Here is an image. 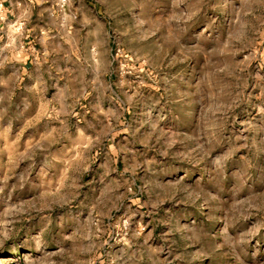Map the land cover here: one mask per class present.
<instances>
[{
	"label": "rangeland",
	"instance_id": "1",
	"mask_svg": "<svg viewBox=\"0 0 264 264\" xmlns=\"http://www.w3.org/2000/svg\"><path fill=\"white\" fill-rule=\"evenodd\" d=\"M0 264H264V0H0Z\"/></svg>",
	"mask_w": 264,
	"mask_h": 264
},
{
	"label": "crops",
	"instance_id": "2",
	"mask_svg": "<svg viewBox=\"0 0 264 264\" xmlns=\"http://www.w3.org/2000/svg\"><path fill=\"white\" fill-rule=\"evenodd\" d=\"M11 12H13L15 14H18L19 13L18 10H16L13 6H11V11H9V13H11ZM15 18H17V20H20V18H23V20L26 21L23 16L21 17V16L16 15Z\"/></svg>",
	"mask_w": 264,
	"mask_h": 264
}]
</instances>
